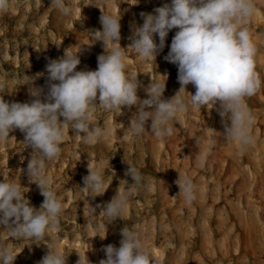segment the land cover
I'll list each match as a JSON object with an SVG mask.
<instances>
[{"label":"rangeland","instance_id":"obj_1","mask_svg":"<svg viewBox=\"0 0 264 264\" xmlns=\"http://www.w3.org/2000/svg\"><path fill=\"white\" fill-rule=\"evenodd\" d=\"M64 2L72 7L70 16L61 15L51 0H10L9 10L0 13V81L6 83L0 95L6 102L30 103L34 99L30 87L42 88L46 94V65L62 57L65 50L79 52L77 70H97V57L105 54V49L91 32L102 31V11L121 18L119 43L126 51L127 71L137 75L141 84L138 97L148 98L145 89L151 80L162 82L164 75L163 98L178 93V67L164 59L177 29L169 31L155 61H141L129 48L134 27L143 24L140 13H153L171 0ZM254 2L257 10L248 27L258 48L257 71L264 81V0ZM154 40L159 44L158 35ZM38 73L43 75L37 77ZM31 78L35 79L29 85ZM186 90L180 95L189 97L196 91L191 84ZM246 104L255 117V143L243 153L237 143L225 141L218 105L190 108L173 121L171 137L157 138L151 132V120L145 134L134 137L130 132L137 106L124 107L120 114L97 104L92 123L106 128L108 139L85 144L82 136L66 126L61 156L45 162L51 188L64 205L59 232L48 233L37 244L29 239L15 240L0 228V243L14 248V264H39L53 237L60 251H72L67 264H77L79 255L85 261L87 257L90 264H99L106 259L105 246H120V233L126 226L138 232L152 264H264V87L246 98ZM60 120L63 122L62 117ZM24 135L16 129L7 142L0 143V182L5 179L19 184L31 206L39 210L44 197L26 174L28 161L38 153L25 148ZM202 158L204 167L200 166ZM88 164L105 170L107 190L101 196L92 197L81 189L89 174ZM128 166L142 173V187L123 216L109 223L102 207L96 206L110 202L118 189L123 192L131 186V177L125 175ZM179 174L190 176L197 186V199L191 204L178 194L175 181Z\"/></svg>","mask_w":264,"mask_h":264},{"label":"clouds","instance_id":"obj_2","mask_svg":"<svg viewBox=\"0 0 264 264\" xmlns=\"http://www.w3.org/2000/svg\"><path fill=\"white\" fill-rule=\"evenodd\" d=\"M51 6L63 16L72 14V7L64 0H51ZM9 7L10 0H0V13H6ZM256 10L254 0H171L170 4L156 7L153 13H140L143 24L134 27L129 48L141 61H155L165 47L169 31L177 29L164 59L178 67L181 87L169 99L163 98L166 75L162 82L151 80L145 89L148 98L138 97L141 84L137 75L127 71L126 51L119 43L121 18L103 11L100 16L102 31L91 32L95 41L103 42L105 49V54L97 57V70H77L81 63L79 52L73 54L65 50L62 57L46 65V94L42 88L30 87L29 93L34 97L30 103H9L0 95V143L7 142L9 133L16 129L25 134V148L30 147L32 153H38L28 161L26 174L44 197L37 210L25 198L19 184L4 179L0 182V228L6 229L15 240L29 239L37 244L48 233L59 232L64 205L51 188L45 162L61 156L60 145L65 139L66 126H70L75 135L82 136L85 144L108 139V130L92 123L97 104L105 111H119L120 114L124 107L137 106L130 132L134 137L145 134L148 132L146 124L151 120V132L157 138L171 137L173 121L190 108L218 105L216 110L224 124L225 141L237 143L241 153L253 145L255 117L247 107L246 98L264 87L257 71L258 48L248 27ZM155 35L159 37V44L154 40ZM41 75L43 73H38L37 77ZM34 79H30L29 85ZM189 84L195 87V94L181 96ZM5 87L6 83L0 81V92ZM205 162L202 158L200 166L204 167ZM88 172L81 189L92 197L103 195L107 190L104 168L88 164ZM125 175L131 177V186L123 192L118 189L110 202L96 206L102 207L109 223L123 216L131 198L142 187L144 178L136 167L128 166ZM175 183L179 187L178 194L187 203L197 199V186L190 176L179 174ZM92 210L96 212V208ZM120 234V246H105L106 259H101L99 264H152L150 252L136 230L125 226ZM46 245L48 252L39 264H67L71 250L60 251L56 237ZM16 257L12 246L0 243V264H14ZM77 264H90V261L79 255Z\"/></svg>","mask_w":264,"mask_h":264}]
</instances>
